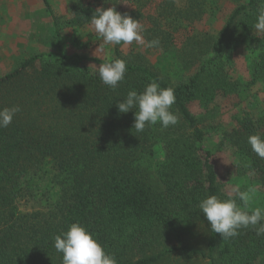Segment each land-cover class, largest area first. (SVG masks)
<instances>
[{"label": "trees", "instance_id": "trees-1", "mask_svg": "<svg viewBox=\"0 0 264 264\" xmlns=\"http://www.w3.org/2000/svg\"><path fill=\"white\" fill-rule=\"evenodd\" d=\"M119 1L73 0V17L61 21L42 0L57 51L27 58L0 78V109H22L0 128V264H62L54 237L77 222L117 264H264V236L247 228L223 240L197 207L207 196L234 195L223 192L208 137L243 157L246 168L238 166L234 179L247 176L240 190L258 189L250 207H264V159L248 144L250 135L264 136V109L244 97L247 86L228 60L245 51L251 81L264 88V33L254 28L264 0L233 5L215 34L194 26L207 14L204 0H187L180 11L167 0L151 16L143 13L151 0H130V9ZM113 6L159 46L114 45L106 61L61 51L64 29L83 30L95 9ZM153 55L172 56L175 68L162 72ZM113 59L127 65L115 90L91 64ZM152 81L174 88L179 123L137 132L135 109L121 114L116 103Z\"/></svg>", "mask_w": 264, "mask_h": 264}, {"label": "clouds", "instance_id": "clouds-1", "mask_svg": "<svg viewBox=\"0 0 264 264\" xmlns=\"http://www.w3.org/2000/svg\"><path fill=\"white\" fill-rule=\"evenodd\" d=\"M90 24L105 45H131L136 42L154 48L160 44L159 39L146 42L144 26L139 20L127 13L121 14L115 6L95 9ZM254 28L258 33H264V5L257 11ZM96 70L101 82L115 90L125 79L127 65L123 59H113L96 66ZM175 103L174 88H161L156 81H152L142 92L128 91L116 106L121 114L135 109L133 128L143 132L146 127L157 123L162 128L177 125L179 116L171 110ZM21 110L19 105L0 109V128L8 127ZM248 144L259 158L264 159V136L250 135ZM232 191L234 195L228 199L222 200L211 195L198 203L197 207L209 222L211 231L220 234L223 240L237 237L240 229L247 228L254 229L257 236H264V208L250 207L254 190L242 191L237 185ZM54 247L63 254L62 264H117L115 256L107 253L93 234L78 222L72 223L67 231L54 237Z\"/></svg>", "mask_w": 264, "mask_h": 264}, {"label": "rangeland", "instance_id": "rangeland-1", "mask_svg": "<svg viewBox=\"0 0 264 264\" xmlns=\"http://www.w3.org/2000/svg\"><path fill=\"white\" fill-rule=\"evenodd\" d=\"M167 0H151L143 11L144 15H155L157 8ZM174 3L175 8L180 11L187 5V0H169ZM245 0H204L203 5L207 14L202 23H196V29L208 30L210 33H217L227 20L233 5ZM130 0L119 1V7L130 9ZM53 15L61 21H67L73 17V0H48ZM134 5H132V8ZM0 78L12 72L27 58L36 54L56 52L57 42L54 27L42 0H0ZM213 23L209 27V23ZM146 24V23H144ZM178 40V43H181ZM61 51L72 54L80 52L90 59L106 61L114 55V45H105L103 39L95 33L92 26L85 29H64L60 39ZM151 63L162 72L173 70L176 61L172 56L153 55ZM230 68L234 76L241 78L247 86L244 97H250L259 109H264V88L258 83L251 81V69L248 56L241 50L229 56ZM94 69L100 64L91 62ZM243 97V100L245 99ZM228 107L222 102L223 112ZM226 115L223 120H228ZM206 146L211 148L215 154V163L220 182L223 184V192L227 195L233 194V188L243 180H235L238 166L246 168L243 157L235 152L228 144H221L217 137L207 138ZM154 155L157 161L164 159L163 146L157 144L154 147ZM258 189L254 195H259ZM264 208V207H262Z\"/></svg>", "mask_w": 264, "mask_h": 264}, {"label": "crops", "instance_id": "crops-1", "mask_svg": "<svg viewBox=\"0 0 264 264\" xmlns=\"http://www.w3.org/2000/svg\"><path fill=\"white\" fill-rule=\"evenodd\" d=\"M1 10V9H0Z\"/></svg>", "mask_w": 264, "mask_h": 264}]
</instances>
